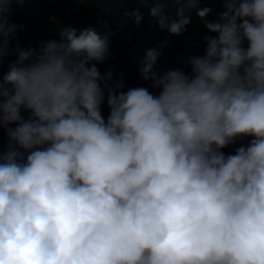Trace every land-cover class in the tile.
Wrapping results in <instances>:
<instances>
[{"label": "clouds", "instance_id": "clouds-1", "mask_svg": "<svg viewBox=\"0 0 264 264\" xmlns=\"http://www.w3.org/2000/svg\"><path fill=\"white\" fill-rule=\"evenodd\" d=\"M28 2L0 0V264H264V0H150L169 36L193 12L215 35L176 68L147 49L127 89L110 29L23 47Z\"/></svg>", "mask_w": 264, "mask_h": 264}, {"label": "trees", "instance_id": "trees-1", "mask_svg": "<svg viewBox=\"0 0 264 264\" xmlns=\"http://www.w3.org/2000/svg\"><path fill=\"white\" fill-rule=\"evenodd\" d=\"M151 6L150 0L147 4L137 0H31L23 7L15 8L12 19L18 25L24 26V31L18 33L23 47H38L41 42L58 39V32L63 27L78 30L92 27L100 33H103L106 28L110 29L115 34L111 40V52L115 59L98 66L101 74L111 72L113 80L117 76H123L125 89L136 86L149 87V84L141 79L138 67V62L147 49L156 47L168 38L173 50L168 53L166 47L163 49V55L159 59V69L176 68L181 66L182 58L193 55L202 56L205 49L203 36L215 35L206 31L203 23L193 12L187 31L181 36H169L149 15L148 8ZM200 6L213 9L212 15L209 16L210 20L217 19L222 11V5L213 3L211 0H207ZM181 7L184 5L170 2L165 12L170 17H174ZM134 8H140L144 16L139 27L124 16L126 10ZM9 60H15V56L5 60L4 71H7ZM103 112L107 117L106 105ZM247 142L248 140L245 139L223 151L226 154L234 153L236 147ZM7 144V137L0 133V149L6 150Z\"/></svg>", "mask_w": 264, "mask_h": 264}, {"label": "rangeland", "instance_id": "rangeland-1", "mask_svg": "<svg viewBox=\"0 0 264 264\" xmlns=\"http://www.w3.org/2000/svg\"><path fill=\"white\" fill-rule=\"evenodd\" d=\"M166 49H167V52L168 53H171L172 50H173V48H172V46L170 44H168V46L166 47Z\"/></svg>", "mask_w": 264, "mask_h": 264}]
</instances>
